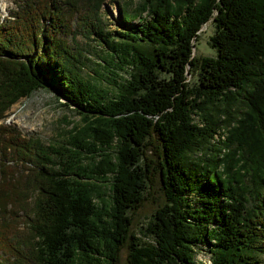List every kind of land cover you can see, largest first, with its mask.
<instances>
[{"label":"trees","instance_id":"16d2710c","mask_svg":"<svg viewBox=\"0 0 264 264\" xmlns=\"http://www.w3.org/2000/svg\"><path fill=\"white\" fill-rule=\"evenodd\" d=\"M104 2L21 0L0 21V264H261L264 0H138L116 36ZM210 19L215 54L194 56ZM77 37L107 49L112 89ZM39 90L79 118L56 146L3 123ZM152 175L162 204L137 236Z\"/></svg>","mask_w":264,"mask_h":264},{"label":"rangeland","instance_id":"374dc122","mask_svg":"<svg viewBox=\"0 0 264 264\" xmlns=\"http://www.w3.org/2000/svg\"><path fill=\"white\" fill-rule=\"evenodd\" d=\"M20 1H0V21L9 18L11 11L15 10L16 4ZM137 2L138 0H105L100 11L105 32H109L114 36V31L120 33L133 31L137 21L123 20L121 10L131 11ZM210 22L211 19L198 31V38L194 43L195 50L192 53L194 56L212 57L215 54L214 49L207 45V40L213 33V25ZM76 40L85 48L86 54L88 52V58L91 61L82 69L85 78L96 84L99 89H112L111 79H113V74L111 72L113 73L114 70L112 67L104 65V63L109 62L107 49L101 43L97 44L93 41L86 43V40L80 37H77ZM78 120L77 115L70 107H65L62 100L57 101L52 93L39 90L29 98L22 99L17 104L12 105L3 123L14 127L22 136L39 139L45 146H56L62 143L72 127L79 125ZM150 142L152 147L145 153L149 168L154 166L156 157L154 140L150 139ZM155 178V175H152L150 183L147 185V191L143 194L145 201L142 207L132 216L131 231L136 232L137 236L149 221L150 215L162 204V193L156 184ZM194 261L199 263L208 262L206 246H199L196 249ZM117 264H126L122 251ZM261 264H264V259H262Z\"/></svg>","mask_w":264,"mask_h":264},{"label":"bare ground","instance_id":"6f19581e","mask_svg":"<svg viewBox=\"0 0 264 264\" xmlns=\"http://www.w3.org/2000/svg\"><path fill=\"white\" fill-rule=\"evenodd\" d=\"M0 1H2V0H0Z\"/></svg>","mask_w":264,"mask_h":264}]
</instances>
